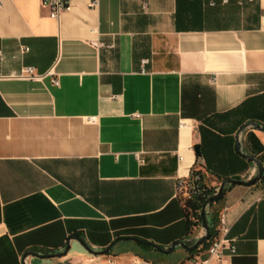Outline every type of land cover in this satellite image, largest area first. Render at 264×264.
Instances as JSON below:
<instances>
[{
    "label": "crops",
    "instance_id": "0c3cea01",
    "mask_svg": "<svg viewBox=\"0 0 264 264\" xmlns=\"http://www.w3.org/2000/svg\"><path fill=\"white\" fill-rule=\"evenodd\" d=\"M248 123L264 127V0H67L57 19L0 0V264H182L162 252L199 228L178 185L255 176L238 135L264 174ZM214 207L235 248L220 264H264V178Z\"/></svg>",
    "mask_w": 264,
    "mask_h": 264
},
{
    "label": "built area",
    "instance_id": "2783aa9c",
    "mask_svg": "<svg viewBox=\"0 0 264 264\" xmlns=\"http://www.w3.org/2000/svg\"><path fill=\"white\" fill-rule=\"evenodd\" d=\"M95 2L96 0H90V5L93 6ZM222 2H226V0H222ZM40 5L47 10L48 17L57 19L60 13L66 9L67 0H40ZM209 5H213V3L210 2ZM92 45L95 47L97 46L96 43H92ZM18 75L27 79H34L37 77L31 67L21 69ZM53 84L56 85V81H53ZM197 181V176L188 179V186L181 189V185H178V191L180 190V193L185 196V198L189 194H197L198 189H196L197 185L195 184ZM214 231V235L207 239L205 256H200V250L196 248L195 253H191L182 264H220L228 255L234 254L235 248L233 240L226 237L227 228L223 212H219L216 216ZM88 264H99V262H90Z\"/></svg>",
    "mask_w": 264,
    "mask_h": 264
},
{
    "label": "water",
    "instance_id": "95a60500",
    "mask_svg": "<svg viewBox=\"0 0 264 264\" xmlns=\"http://www.w3.org/2000/svg\"><path fill=\"white\" fill-rule=\"evenodd\" d=\"M246 128H252L256 131H261L264 132V127H261L255 123H248L245 126H243L240 130L239 133L240 134L243 130H245ZM194 154L196 156H199V152H198V146H193L192 148ZM234 151L235 153H237L238 155H241L246 161L254 164L256 166L257 172L256 175L253 176L252 178H249L246 181H242V180H225L223 182H221L218 187L214 190L213 194L211 196H209L206 201L204 202L201 210H200V217H201V224H200V230H201V234L198 235L197 238H195L194 241H192L190 243V246H186L185 244L181 243V242H176L171 244V246L166 250V251H162L163 253H169L173 250V248L177 245L180 246L182 249L186 250L187 252L191 253L195 250V248L199 245H201L202 242H205L208 238H209V230H208V224L205 220V210L207 207H209L210 204L212 203H216L218 201H220L222 199L223 196V192L225 189L231 187V186H235V185H243V186H251L253 185L256 181L259 180V178L262 175V167L261 164L258 160L254 159L252 156H248V155H243L240 152V142H239V135L236 138V143L234 146ZM74 240L78 243V245L82 248V250H84L86 253L92 255V256H101V255H105L108 253L109 249L111 246H109L108 248H106L103 251L100 252H95L90 250L89 248H87L85 246V244L77 237L74 236ZM149 245V244H147ZM150 247L154 248L157 251H161L159 248L149 245ZM68 252V244L65 245L64 251L60 254L57 255H41V256H37V258L39 259H49V258H60L62 256H64L66 253ZM24 258V256H23ZM23 264H25L24 260H23Z\"/></svg>",
    "mask_w": 264,
    "mask_h": 264
},
{
    "label": "trees",
    "instance_id": "16d2710c",
    "mask_svg": "<svg viewBox=\"0 0 264 264\" xmlns=\"http://www.w3.org/2000/svg\"><path fill=\"white\" fill-rule=\"evenodd\" d=\"M194 176L198 177V181L195 183L197 185L196 189H198V193L189 194L183 201V208H184V214H185L186 219L190 220L191 227H200V224H201L200 210L204 202L206 201V199L213 194L214 190L208 189L203 184L199 171L192 170L190 173L189 179H192ZM263 178H264V174L262 173L258 181H261ZM218 202L210 204L209 207L215 206V204H217ZM215 222L216 221H215V216H214L211 219L210 224H208L209 237L214 235ZM206 246H207V240L205 242H202L201 245L197 246L196 248H200L199 250H202Z\"/></svg>",
    "mask_w": 264,
    "mask_h": 264
},
{
    "label": "rangeland",
    "instance_id": "374dc122",
    "mask_svg": "<svg viewBox=\"0 0 264 264\" xmlns=\"http://www.w3.org/2000/svg\"><path fill=\"white\" fill-rule=\"evenodd\" d=\"M146 63H147V60H142V61H141V64H142V65H145ZM184 191H185V190H184ZM216 214H217V209H216V207L212 206V207H207V208H206L204 216H205V220H206L207 224H210L211 219H212L214 216H216ZM200 229H201V228L199 227V228L197 229V231L193 234L192 238L189 240L190 242H187V243H191L192 241L195 240V238L198 237V235L201 234V230H200ZM194 252H195V251H194Z\"/></svg>",
    "mask_w": 264,
    "mask_h": 264
}]
</instances>
